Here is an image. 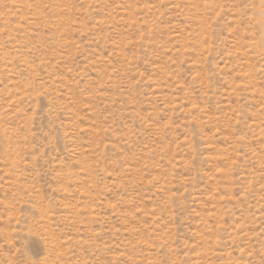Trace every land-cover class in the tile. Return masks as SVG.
<instances>
[{"label": "rangeland", "instance_id": "obj_1", "mask_svg": "<svg viewBox=\"0 0 264 264\" xmlns=\"http://www.w3.org/2000/svg\"><path fill=\"white\" fill-rule=\"evenodd\" d=\"M0 264H264V0H0Z\"/></svg>", "mask_w": 264, "mask_h": 264}]
</instances>
